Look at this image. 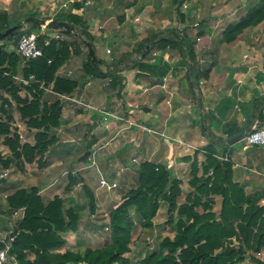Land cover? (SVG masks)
<instances>
[{
  "label": "crops",
  "instance_id": "1",
  "mask_svg": "<svg viewBox=\"0 0 264 264\" xmlns=\"http://www.w3.org/2000/svg\"><path fill=\"white\" fill-rule=\"evenodd\" d=\"M181 1L186 9L191 3L188 0H0V11L9 15V23L15 20L27 23L34 17L72 26L70 33L39 31L51 39L59 40L56 38L59 36L70 45L71 57L56 72V77L78 83V89L68 95L76 100L72 101L62 97L67 95L56 93L53 83L46 86L40 82V87L45 88L42 105L60 101L62 107L59 126L50 131L58 141L45 154L44 165L23 160L14 161L8 168L0 165L1 233L9 235L15 231L16 210L10 208L7 198L18 190L37 189L45 204L53 199L50 198L53 193L62 198L65 209L76 206L81 217L83 207L79 209L80 196L75 192L83 189V184L66 189L70 174L84 178L86 185L87 178L95 180V189L103 197L118 189H133L130 186L138 183V177H134L136 166L144 162L164 163L171 178L181 181V189L189 186L187 196L192 190L193 161L197 160L198 177H201L208 146L216 151L218 160L230 163L233 181L247 195L264 192V148L246 146L243 142L228 143L231 134L245 129L248 121L251 125L255 102L264 100V40L258 43L260 37L255 32L247 36V31L242 39L227 44L221 41L222 34L214 36L215 30L204 28L205 35L197 38V32L193 35L194 30L188 29L183 34L195 41L196 51L192 74L188 72L191 60L176 49H155L148 56L139 52L140 45L150 39L173 37L169 30L179 24L194 27L187 11L180 6ZM78 19L87 27L98 61L94 64L104 75H92L84 69L91 56L90 42L82 34ZM163 30H168L167 37H152ZM4 47L18 56L16 44L10 42ZM19 58L16 73L11 70V74L14 80L28 79L23 73L29 63L25 65L24 59ZM138 61L144 65L134 66ZM210 68L209 77H203ZM14 83L19 85L18 95L22 99H33L28 86L16 80ZM3 99H8L11 107L8 114L0 109V124L8 123L11 131L19 135L21 144L34 145L38 130L26 126L18 110L19 103L0 88V108ZM4 138L0 134V154L5 159L12 152ZM88 151L90 157L80 162ZM222 157L227 160H221ZM102 177L117 186L111 190L100 187ZM58 189L67 193L56 192ZM67 233L70 238L76 235L70 231L64 233V238ZM253 258L254 261L248 259L246 264H264V249Z\"/></svg>",
  "mask_w": 264,
  "mask_h": 264
},
{
  "label": "trees",
  "instance_id": "2",
  "mask_svg": "<svg viewBox=\"0 0 264 264\" xmlns=\"http://www.w3.org/2000/svg\"><path fill=\"white\" fill-rule=\"evenodd\" d=\"M249 9L239 21L229 24L222 32L224 43L231 44L242 39L247 31L264 22V2ZM22 23L20 20L9 23V15L0 11V33L16 25L22 28L24 26ZM27 24L30 32L35 31L40 34L38 43L44 51V56L31 61L23 73L25 78L34 75L37 80V83L28 87L33 99H22L18 95L20 87L14 83V74H11V70L16 73L20 58L15 52L10 53L3 49L8 38H16L17 43L21 29L14 36H9L0 42L3 44L0 47V88L9 92L19 103L18 110L26 126L38 132L35 135L34 145L21 144L19 135L11 131L8 123L0 124V134L5 137L4 143L10 147L12 152V156L5 159L0 154V165L4 168L10 167L16 160H23L30 164L38 161L40 166L44 165L45 154L58 141L50 131L59 126L62 107L60 101L52 105L47 103L42 105L41 98L44 90L40 88V82L45 83L46 86L53 83L54 91L61 95H72L78 89V83L56 77V72L71 57L70 45L62 40L51 39L46 33L41 34L40 31H36L38 29H32L31 23ZM77 24H81L82 34L87 36V42L92 43L85 24L79 19ZM172 33L174 36L171 38L150 39L146 44L140 45L141 53L148 56L155 49L173 48L195 62V41L188 35L181 36L176 31ZM204 35L205 32L201 30L197 32L196 37L200 38ZM47 41L49 44H46ZM147 45H151L150 49L145 50ZM143 65L144 63L138 61L134 66ZM84 69L92 75H104L92 62L91 56L84 63ZM211 71L212 68L208 69L202 74L203 77L208 78ZM188 72L189 74L195 72L194 64L189 66ZM195 76L198 78V73ZM10 107V101L3 99L0 108L2 112L8 114ZM254 109L250 118L251 129L264 121V100H257ZM8 117L11 116L8 115ZM243 130L240 129L236 131V134H231L230 138L241 134ZM204 152L206 160L203 175L198 177L200 169L195 159L191 170L192 190L186 196L185 202L181 204L178 203L182 195L181 181L171 178L164 163L144 162L140 164L137 169L138 185L125 195L119 207L110 210L111 242L102 248L94 250L88 248L83 254L69 250L64 253L53 252L66 244L64 233L79 230L81 217L76 206L65 209L63 200L59 196H55L53 200L45 204L35 188L30 191L18 190L7 198L10 208L25 209L24 217L18 221L15 231L12 232L15 241L11 255L15 257L17 264H115L118 261L125 262L122 255L129 252L131 231L135 226L134 218H140L143 227L152 228L154 218L160 208V201L163 200L170 206L169 219L173 220L174 212L179 217L176 224L177 234L173 238L166 237L160 248L148 253L140 264L244 263L247 250L257 254L264 249V206L260 205L264 192L247 195L243 187L233 181L230 163H222L218 160L216 151L210 146ZM184 159L191 160L189 157ZM69 176L70 182L66 189L71 190L78 184H83L82 187L94 211L96 200L92 190L84 183L83 178L72 174ZM214 197L222 198L219 218L211 211ZM199 207H204L205 212L199 213L197 211ZM232 238L240 239L241 247L236 249L232 245L225 246V241L232 240ZM251 258L255 260L253 256Z\"/></svg>",
  "mask_w": 264,
  "mask_h": 264
},
{
  "label": "rangeland",
  "instance_id": "3",
  "mask_svg": "<svg viewBox=\"0 0 264 264\" xmlns=\"http://www.w3.org/2000/svg\"><path fill=\"white\" fill-rule=\"evenodd\" d=\"M188 1L191 3H189L187 9L186 6L182 5V1L180 2V6H183L184 8L183 10L187 11L189 15L188 17L191 20V24L193 25L195 24V25L194 27H184L179 24L178 27L169 30L172 35H173L172 31H176L179 35L183 36L184 35L183 33H185V31H187L188 29H193L194 30L193 35H195L196 32L201 31L204 28H208L207 30L209 31L215 30L216 32H214L215 34L214 36L217 37V34L221 35L229 23L239 21V19L246 14L249 8H251L256 4L264 2V0H188ZM213 24H215L216 26H214ZM22 25L29 28V25L27 23H23ZM259 26H257L259 28L258 29L256 28V30L253 29V31L251 30L248 31L247 36L255 32L254 34H257L260 37L258 43H261L264 40V22L261 23ZM49 30H54V29H49ZM36 31H39V29ZM167 33H169L168 30H163L160 33H156L152 37L153 38L167 37ZM12 38L7 39L6 43L8 45L10 42L13 45L16 44V38L15 39ZM196 42H199V40ZM213 44H215V41ZM3 49H5V47H3ZM139 50H140L139 52H141V48H139ZM10 53H12V51H10ZM19 56L20 55H18V57ZM183 57L186 58L187 56L183 55ZM191 63L189 62L188 65L190 66L195 64L193 61H191ZM61 144H63V141H61ZM138 168L139 165L136 166V169L134 168L135 172L137 173L136 175H134V177H139L137 171ZM34 169H35L34 171H36V166L34 167ZM31 172L32 170L30 171V173ZM119 180L121 181L122 178H119ZM94 181L95 180H90L89 178H87V183H88L87 186L90 189L92 188V190H94L93 194L96 200L95 202L96 208L94 209V211H92L90 200L85 190L83 192V189H80L75 192L76 195L78 194L80 196V199L78 201V206L80 205L79 209L83 207L82 211H80L82 215L81 216L82 220L80 221L81 226H79V230L76 232V235L72 236L73 238H70V235L67 233L66 234L67 238L65 239L67 240L69 238V242L68 243L66 242V244L63 247L53 252L62 251V253H64L66 250H69L74 253L79 252L83 254L88 248H91L93 250L102 248L106 246L109 242H111V232L109 230L111 224L110 210L119 207V205L123 203L125 195L131 190L129 188H127L124 191L118 189L113 192H107L103 194V197H101V194H98V192L95 189ZM137 185H132L130 187L135 188ZM182 189H183V194L178 199L179 204H181L182 201H184L187 192L190 190L188 185L182 187ZM59 191H60L59 189L56 190V192ZM61 193L66 194L67 192L66 193L61 192ZM54 197L55 195L52 193L50 198L54 199ZM67 205H70V203L67 202ZM211 205H212L211 211L216 213L217 217L219 218L222 208V198L214 197L213 203H211ZM260 205L264 206V198L261 199ZM169 208L170 206L168 202L163 200L160 201V208L157 213V216L154 218V226L152 228L143 227L142 220L137 217L134 218L135 226L131 231L129 252H126L122 255V258H124L125 262L118 261L115 264H140V261H142L148 253L156 251L160 248L162 241L166 237L173 238L177 234L176 224L179 220V217L177 213L174 212V218L173 220H170ZM22 209L24 208H20L16 210H22ZM205 210L206 209H204V207L197 208V211L201 214L204 213ZM13 219H15L16 222L21 220L16 216H14ZM105 227H107V231ZM241 242L242 241L240 239L237 240L236 238H232V240H226L224 244L225 246L232 245L236 249H238L242 245ZM254 255H256V253L252 252L251 250H247L245 261H248V259L252 260L251 257ZM9 264H17L15 257L13 259L12 256L11 262ZM241 264H246V262Z\"/></svg>",
  "mask_w": 264,
  "mask_h": 264
},
{
  "label": "built area",
  "instance_id": "4",
  "mask_svg": "<svg viewBox=\"0 0 264 264\" xmlns=\"http://www.w3.org/2000/svg\"><path fill=\"white\" fill-rule=\"evenodd\" d=\"M39 36H40L39 33L35 31L30 32L29 28H27L26 26H23L21 28V34L16 43V51L18 55H20V57L24 59L26 64L44 56V51L39 46L38 43ZM56 38L61 40L59 36H56ZM46 44H49V41H47ZM108 53H110V50H108ZM15 80L21 83L22 85L28 87H30L33 83H37V80L34 75H31L28 79H19L18 77H16ZM40 88L45 89L43 85H41ZM62 97L72 101H76L75 99L70 98L69 96H62ZM242 142L246 146H258L264 148V121L259 123L254 129H251L249 132H247L244 138L242 139ZM221 160H227V158L222 157ZM116 186H117L116 183H110L104 177L100 179V187H104L107 188L108 190H111ZM24 215H25V209L16 210L14 212V216L19 217L20 219H22ZM14 241H15V236H13L12 233L6 235L0 232V244H1L0 264H9L11 262L12 259L11 251L13 249Z\"/></svg>",
  "mask_w": 264,
  "mask_h": 264
},
{
  "label": "water",
  "instance_id": "5",
  "mask_svg": "<svg viewBox=\"0 0 264 264\" xmlns=\"http://www.w3.org/2000/svg\"><path fill=\"white\" fill-rule=\"evenodd\" d=\"M27 23H31L32 29H34V30L35 29H39V30H41V29H54V30H65L67 33H70L73 30L72 26L69 25L68 23L56 21V20L55 21H46V20H41V19H36L34 17H30L27 20ZM19 29H21L20 26H13V27L9 28L7 31L0 33V42L9 36H14L18 32ZM88 45L90 48V54L92 57V61H93V63L96 64L98 61H97V58L95 56L93 47H92L91 43H89ZM251 128L252 127L250 125V122L248 121L246 124V128L243 130V132L241 134L237 135L236 137L230 139L228 141V143L230 145H233L235 143L241 142L242 139L244 138V136L246 135V133L249 132L251 130ZM90 155H91L90 151L86 152V154H84L81 157L80 162L89 158Z\"/></svg>",
  "mask_w": 264,
  "mask_h": 264
},
{
  "label": "bare ground",
  "instance_id": "6",
  "mask_svg": "<svg viewBox=\"0 0 264 264\" xmlns=\"http://www.w3.org/2000/svg\"><path fill=\"white\" fill-rule=\"evenodd\" d=\"M249 10H251V9H249Z\"/></svg>",
  "mask_w": 264,
  "mask_h": 264
}]
</instances>
